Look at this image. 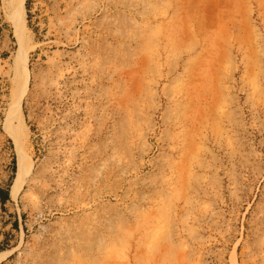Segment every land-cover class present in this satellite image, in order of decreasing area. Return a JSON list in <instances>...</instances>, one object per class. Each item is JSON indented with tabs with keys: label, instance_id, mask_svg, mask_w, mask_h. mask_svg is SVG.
I'll list each match as a JSON object with an SVG mask.
<instances>
[{
	"label": "rangeland",
	"instance_id": "1",
	"mask_svg": "<svg viewBox=\"0 0 264 264\" xmlns=\"http://www.w3.org/2000/svg\"><path fill=\"white\" fill-rule=\"evenodd\" d=\"M25 14L19 43L0 0L9 196L4 124L28 47L26 173L0 201V264H264V0H25Z\"/></svg>",
	"mask_w": 264,
	"mask_h": 264
},
{
	"label": "bare ground",
	"instance_id": "2",
	"mask_svg": "<svg viewBox=\"0 0 264 264\" xmlns=\"http://www.w3.org/2000/svg\"><path fill=\"white\" fill-rule=\"evenodd\" d=\"M6 19L10 23L14 36L19 43L25 41L27 31L25 0H3ZM28 47L24 49L23 60L17 56L14 60V85L12 87V96L10 97L9 107L5 119L4 130L13 140L17 149V171L10 189V197L15 198L26 173L25 160L23 154H20L22 142V112L20 107V97L25 90L27 82L25 59ZM13 80V79H12ZM26 178L24 179V181Z\"/></svg>",
	"mask_w": 264,
	"mask_h": 264
},
{
	"label": "trees",
	"instance_id": "3",
	"mask_svg": "<svg viewBox=\"0 0 264 264\" xmlns=\"http://www.w3.org/2000/svg\"><path fill=\"white\" fill-rule=\"evenodd\" d=\"M27 8V5H26ZM16 171V160H15V156L13 155V165H12V173L13 175L15 174ZM14 177V176H12ZM12 179V178H11ZM12 183V180H9L8 184H7V188L6 189H0V201L2 204H4L9 198V187ZM15 226H17V223L15 221Z\"/></svg>",
	"mask_w": 264,
	"mask_h": 264
}]
</instances>
